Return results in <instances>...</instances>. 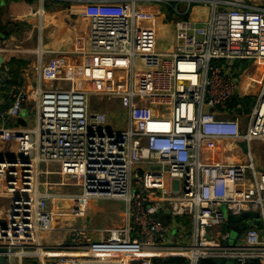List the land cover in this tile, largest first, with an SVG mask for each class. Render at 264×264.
Returning a JSON list of instances; mask_svg holds the SVG:
<instances>
[{"label": "built area", "instance_id": "obj_1", "mask_svg": "<svg viewBox=\"0 0 264 264\" xmlns=\"http://www.w3.org/2000/svg\"><path fill=\"white\" fill-rule=\"evenodd\" d=\"M45 2L81 6L74 54L83 65L80 78L41 68V82L68 87L20 88L0 113L15 121L28 105L27 127L0 128V141L17 145L16 157H0L7 263H264V170L252 152L264 141V79L251 109L243 93L254 88L243 83L248 68L264 63V0ZM164 26L173 41L162 50ZM93 96L120 102L123 113L94 110ZM219 143L233 144L240 159L213 162ZM90 201L125 203V225L68 227L63 242L45 241L78 209L58 202ZM244 212L258 213L260 225L238 233L242 222L228 218Z\"/></svg>", "mask_w": 264, "mask_h": 264}, {"label": "crops", "instance_id": "obj_2", "mask_svg": "<svg viewBox=\"0 0 264 264\" xmlns=\"http://www.w3.org/2000/svg\"><path fill=\"white\" fill-rule=\"evenodd\" d=\"M80 11L81 6L72 2H45L42 4L41 0H0V113L7 109L12 102L13 95L18 94L20 88L30 92L38 88L39 85L47 89L56 86L68 87L67 83L41 82L39 77L41 68L56 66L60 69L61 75L80 78L83 58L74 54L75 44L82 37L77 25L80 21ZM169 39L173 41V36H170ZM263 70L264 63H258L256 66L254 64L243 76V83L248 81L254 83L253 89L244 88L243 91L251 100L256 98L260 92L262 82L259 80L263 81L264 79ZM77 85L82 84L78 83ZM100 101L102 104H106V99L100 98ZM114 103L116 102H111L113 108ZM108 107L101 105L94 110L108 113L110 112ZM24 108L27 110L28 105H25ZM92 108L94 107L92 106ZM0 128H18L17 121L4 122L0 119ZM234 150L233 144L219 143L214 149L213 162L235 163L240 157L234 155ZM0 156L2 158L16 157V143L4 144L0 141ZM256 159L257 166L264 170V166H262L264 164ZM4 202V200H0L1 213L7 209ZM94 202L100 201H90L93 207L95 206ZM74 212L65 213L69 214L65 216L73 217ZM117 212L119 215L117 213L115 221H120V224L103 229L122 228L125 225V211L118 210ZM82 219L81 226L88 230L92 219L89 216ZM88 231L91 233L93 230ZM45 237V241L50 244H58L65 239L62 231L49 232ZM174 239H178V236Z\"/></svg>", "mask_w": 264, "mask_h": 264}, {"label": "rangeland", "instance_id": "obj_3", "mask_svg": "<svg viewBox=\"0 0 264 264\" xmlns=\"http://www.w3.org/2000/svg\"><path fill=\"white\" fill-rule=\"evenodd\" d=\"M169 24V19L166 21ZM160 35V40H159V46L161 47L162 50L171 48V42L169 37L172 36V30L170 29V27H163L160 31L159 34ZM251 65L250 62H246L245 66L249 67ZM264 72V70H263ZM259 82H262V79L259 80ZM100 86V85H97ZM93 87V88H97ZM92 106L94 107L93 109H97L98 107H100L101 105L106 106L109 108V111L112 112H118L119 114L123 113V109L121 108L120 102H116L114 103V108L111 104L110 101L106 100V104H102L100 101V99L97 96H93L92 98ZM108 103V104H107ZM253 106V100H250L247 103V108L251 109ZM117 110H116V109ZM107 113V112H106ZM109 113V112H108ZM34 111L31 110L30 116H29V124L30 126L35 124V120H34ZM247 125V119H243V127H245ZM264 141H257L252 145V151L253 153V157L256 159H258L262 164H264ZM263 149V150H262ZM258 151V152H257ZM256 152V154H255ZM258 153V154H257ZM2 157V156H0ZM256 159V160H257ZM264 166V165H262ZM45 166L42 164L41 165V170H44ZM41 180H43V183L45 182V178L43 176H41ZM51 182L57 183L60 182V178L58 176H52L51 177ZM53 193L58 194L59 192H64V193H68L70 195H74L77 194L78 191L75 188H70V189H62L59 187H52L51 188ZM5 205H7V201L4 202ZM95 206L93 207L92 203L90 202H82L80 205L81 207L79 209H77V211L74 212V216L70 217V216H65V215H69V214H61L62 215V220L59 221V223L56 225L58 228L62 229L59 231H62V235L63 238L66 237V231L64 229L68 228V227H76V228H80L83 227L82 222H83V217L85 216H89L92 220L88 226V230H98V229H103L106 227H113V226H117L118 224H120V221H115V219H117V213L119 215V212H117L118 210L120 211H125L126 213V205L123 202H119V201H100V202H94ZM71 213V211L69 212ZM70 217V218H69ZM95 232V231H94ZM93 232V233H94ZM46 235V234H45ZM44 235V238L46 239ZM96 235V234H93Z\"/></svg>", "mask_w": 264, "mask_h": 264}, {"label": "water", "instance_id": "obj_4", "mask_svg": "<svg viewBox=\"0 0 264 264\" xmlns=\"http://www.w3.org/2000/svg\"><path fill=\"white\" fill-rule=\"evenodd\" d=\"M28 111H24L23 114L16 120L17 121V127L22 126V127H27L28 126ZM240 147L243 149L244 152H247V146L245 143H240ZM10 158V157H7ZM24 162H27L26 159H23ZM57 207L61 210H69V209H77L79 207L78 203H72V202H58ZM250 219L256 220V221H248ZM260 219V215L255 212H244L241 216L239 217H232L230 216L228 218L229 223H236V222H242L241 225H237L236 231L238 233H242L244 230H246L248 227L252 226H259L260 222L258 221ZM248 221V222H247ZM247 222V223H246ZM6 248H0V264H8L5 254L7 253ZM216 264H223L222 261H217ZM224 264H234L233 262H226Z\"/></svg>", "mask_w": 264, "mask_h": 264}, {"label": "trees", "instance_id": "obj_5", "mask_svg": "<svg viewBox=\"0 0 264 264\" xmlns=\"http://www.w3.org/2000/svg\"><path fill=\"white\" fill-rule=\"evenodd\" d=\"M172 262L175 263L176 261H172ZM134 264H137V263H134ZM156 264H164V263L161 262V261H156ZM200 264H216V262L215 261H211V260H204ZM248 264H264V263H260L258 261H251Z\"/></svg>", "mask_w": 264, "mask_h": 264}, {"label": "bare ground", "instance_id": "obj_6", "mask_svg": "<svg viewBox=\"0 0 264 264\" xmlns=\"http://www.w3.org/2000/svg\"><path fill=\"white\" fill-rule=\"evenodd\" d=\"M11 53H13V52H11ZM79 208V207H78Z\"/></svg>", "mask_w": 264, "mask_h": 264}]
</instances>
